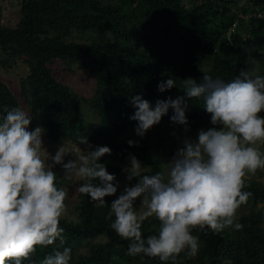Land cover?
Listing matches in <instances>:
<instances>
[{"label": "trees", "instance_id": "1", "mask_svg": "<svg viewBox=\"0 0 264 264\" xmlns=\"http://www.w3.org/2000/svg\"><path fill=\"white\" fill-rule=\"evenodd\" d=\"M260 12L264 0H21L16 25L0 22V69L25 66L20 95L41 122L48 143H78L79 137H87L91 145L111 149L101 160L110 174H121L133 154L142 162L143 174L152 175L163 171L168 160L162 150L153 152L144 142L129 147L121 140L136 126L129 99L142 95L155 106L157 100L183 95L182 80L200 82L208 74L227 82L241 68L253 69L264 56V19L256 17ZM56 69L91 75L94 88L87 104L55 75ZM256 74L264 75V66ZM169 77L177 88L160 93L158 84ZM193 103L186 116L190 131L198 133L211 127L210 115L202 101ZM16 107L21 108L17 97L0 79V112ZM172 114L170 109L160 123L179 133L183 126L171 123ZM56 183L61 188L58 175ZM246 184L244 190L252 196L236 216L243 228L206 235L194 230L200 242L197 255L181 253L175 264H264V184L254 178H246ZM115 198H105L108 205L100 206L77 192L76 219L60 221L63 243L37 248L23 264H40L65 247L72 250L70 264H161L158 258L127 254L129 242L111 227ZM159 227L155 218L146 219L144 237L156 235Z\"/></svg>", "mask_w": 264, "mask_h": 264}, {"label": "clouds", "instance_id": "2", "mask_svg": "<svg viewBox=\"0 0 264 264\" xmlns=\"http://www.w3.org/2000/svg\"><path fill=\"white\" fill-rule=\"evenodd\" d=\"M255 73V69L241 68L227 82L208 74L200 82L188 78L182 80L183 95L157 100L155 106L142 95H133L129 102L135 112L130 119L136 122L138 137L160 124L170 109L171 123L183 126L185 135L164 171L143 174L142 162L129 154L122 169L126 180L122 190L101 162L112 154L109 147L93 146L87 137H79L78 144L86 147H78V155L65 162L69 155L64 142L53 155L44 144L45 129L29 130L32 117L27 111L4 108L0 112V264H23L37 248L57 240L63 243L60 221L67 193L57 187L54 169L58 165L64 179L82 181L76 191L98 205H108L105 198L116 197L110 203L111 227L129 242V256L175 264L181 253L190 258L197 255L200 242L194 230L205 235L230 227L241 230L237 212L252 196L244 190L246 178L264 170V75ZM157 87L160 93L177 88L170 77ZM193 101L203 102L211 124L195 138L187 135L186 113ZM127 143L129 147L138 144ZM138 200L141 212L135 208ZM148 218H155L160 227L156 235L145 238L142 225ZM71 252L68 247L56 250L40 264H70Z\"/></svg>", "mask_w": 264, "mask_h": 264}, {"label": "rangeland", "instance_id": "3", "mask_svg": "<svg viewBox=\"0 0 264 264\" xmlns=\"http://www.w3.org/2000/svg\"><path fill=\"white\" fill-rule=\"evenodd\" d=\"M21 0H0V22L4 24L5 26H15L17 23L18 18V9L20 5ZM76 39L84 40L81 36H78L76 34L73 35ZM247 52H252V47L246 50ZM255 65L252 67L256 70V73H259L261 71L262 67L264 66V56L261 58L259 63H254ZM26 68L25 66L19 64L15 68L11 69H0V79L9 87V89L14 93V95L17 97L19 104L21 108L25 111H27L31 115V110L29 106L27 105V102L24 98L20 95V79L25 76ZM255 73V74H256ZM55 75L64 81V83L67 86H70L73 91H75L77 94H79L82 99L87 104L88 100L92 97L93 94V88L94 83L91 75H89L85 71L80 70H74V73H67L66 70H63L62 74L60 70L56 69ZM65 78V80H64ZM85 105V104H84ZM32 117V123L30 125V129L32 130L37 126H42L41 122L37 117ZM88 118L92 121L91 123H95V118L88 116ZM175 133V135H173ZM197 132L196 131H189L187 133L188 136L195 138ZM184 130H181L179 133H176L169 125H166L164 123H160L156 126H154L151 130L147 132V134L140 138L138 137L134 131H128L125 134L122 135L121 140L122 141H128L133 140L137 142H144L146 143L149 148L153 152H157L158 150H162L164 152V158L168 160V163L173 159V156L170 154L171 152H176L178 147L181 146L180 142L184 138ZM45 147L48 149L50 153L53 155L55 154V151L57 150V147L61 145L63 142L65 144V150L68 153L69 156L65 157V162H67L70 159H74L76 155H78L77 149L80 147L81 149H84L85 145H79L78 143H71L69 141L61 140L58 143L52 144L48 143L46 140V136L44 134L43 137ZM127 165H122V169ZM167 164L164 165L163 171L166 169ZM54 171L57 173L59 180L62 182L61 188H63L67 193V198L65 201L66 204V212L65 215L62 218H66L69 221H74L76 219V212H75V206L77 204V191H76V183L79 180L72 179V180H66L63 177V169L61 166H56ZM117 181H119L121 185V189L126 184V180L124 175L121 173L119 175L115 176ZM247 178H254L259 180L264 184V170H260L259 172H256L254 175L249 174ZM117 195H119V191ZM138 203V212L143 211V209L140 206L139 200ZM240 214V212L237 213V216ZM153 219V218H148Z\"/></svg>", "mask_w": 264, "mask_h": 264}, {"label": "built area", "instance_id": "4", "mask_svg": "<svg viewBox=\"0 0 264 264\" xmlns=\"http://www.w3.org/2000/svg\"><path fill=\"white\" fill-rule=\"evenodd\" d=\"M256 17L259 18V19H261V18L264 19V14L263 13H259V14L256 15Z\"/></svg>", "mask_w": 264, "mask_h": 264}]
</instances>
